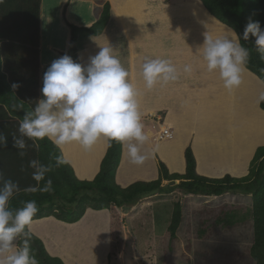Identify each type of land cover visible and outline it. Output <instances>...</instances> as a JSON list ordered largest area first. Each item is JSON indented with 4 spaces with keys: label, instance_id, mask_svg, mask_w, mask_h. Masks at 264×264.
Instances as JSON below:
<instances>
[{
    "label": "crops",
    "instance_id": "crops-1",
    "mask_svg": "<svg viewBox=\"0 0 264 264\" xmlns=\"http://www.w3.org/2000/svg\"><path fill=\"white\" fill-rule=\"evenodd\" d=\"M105 2L110 5V13L102 30L98 34L87 30L77 33L75 46L79 63L87 66L89 58L97 54L100 46L111 45L141 90L143 123L145 131L151 133L150 141L143 146V151L148 154L143 165L131 164L122 146L115 171L116 183L124 187L136 179H155L158 160L164 162L170 173H183L187 146L195 158L198 175L209 178L225 174L232 177L245 175L255 149L264 145V110L259 106L264 84L246 68L242 84L228 91L218 73L207 72L197 49L203 44L207 31L221 35L225 25L210 16L197 0H40L37 100L43 98L44 72L53 60L61 57L54 49H65L68 29L61 21L63 5L67 4L66 16L70 21L86 26L99 18ZM150 58L170 60L178 69V79L147 90L141 65ZM186 64L193 66L191 74L183 72ZM159 115L161 117L156 121L155 116ZM158 127L170 128L171 136L162 140L153 138L154 129ZM95 145L87 151L78 143L63 146V157L77 178L91 179L98 171L106 151V138H100ZM137 205L138 202L130 208L133 210ZM122 210V207L115 206L101 210L105 212L103 224L110 228L111 213L119 211L124 214ZM85 211L88 214L97 210L87 208ZM46 220L49 225L53 221L51 225H56V229L51 225L49 228ZM80 222H76L77 228L75 222L65 224L53 216H46L34 219L31 232L43 241L46 248L52 243L53 250L49 254L60 257L66 264H75V261L79 264L75 257L84 245H89L88 253L86 251L80 257L84 259L83 264H88L96 258L97 237L92 225L101 222L89 221L83 224V231ZM70 225L76 226L78 231L74 227L71 229ZM42 227L46 228L40 231Z\"/></svg>",
    "mask_w": 264,
    "mask_h": 264
},
{
    "label": "trees",
    "instance_id": "trees-1",
    "mask_svg": "<svg viewBox=\"0 0 264 264\" xmlns=\"http://www.w3.org/2000/svg\"><path fill=\"white\" fill-rule=\"evenodd\" d=\"M203 9L221 24L231 27L241 36V44L249 49L250 59L246 68L264 84V56L257 51L254 37L242 39L249 19L260 21L264 27V0H197ZM40 0H0V132L8 139L7 147H0V170L5 178L17 182L21 191L10 203L13 208L22 206L23 201L35 200L39 211L34 219L53 216L66 222H77L87 208L109 209L111 206L130 208L149 194L170 192L181 187L189 194L221 195L225 192L250 194L252 198L251 216L253 241L251 254L255 264H264V145H260L249 162L248 172L240 177L225 174L219 178H209L195 172V158L191 148L184 150L185 171L170 173L158 160V176L155 179H136L122 187L115 181V171L121 158L122 145L106 138V151L100 160L99 169L91 179H79L65 160L55 166V157L61 155L47 138L37 141L39 147L27 138L25 155L12 146L13 135L19 136V122L25 112L32 111L38 99V35ZM67 4L61 9V21L68 29L64 50L54 49L63 56L65 53L79 62L75 46L79 30L98 34L109 18L110 5L102 6L99 18L92 25H78L66 16ZM100 26L97 29L96 26ZM16 83L20 86L13 89ZM259 106L264 110V100ZM37 159L43 164H52L47 178L52 180L51 192L28 193L23 189L35 185L29 161ZM175 180L172 185L162 186V181ZM43 184V182H41ZM218 218V217H217ZM182 221V209L175 203L168 232L173 237ZM203 222V221H201ZM24 236L18 237L22 244ZM31 248L39 264H66L60 257L49 254L43 241L32 233Z\"/></svg>",
    "mask_w": 264,
    "mask_h": 264
},
{
    "label": "clouds",
    "instance_id": "clouds-1",
    "mask_svg": "<svg viewBox=\"0 0 264 264\" xmlns=\"http://www.w3.org/2000/svg\"><path fill=\"white\" fill-rule=\"evenodd\" d=\"M250 37L255 38L254 45L264 56V27L260 21L249 19L245 25L242 39L248 41ZM197 53L202 56L207 72L218 73L225 89L232 91L242 84L250 52L231 27L225 26L221 35L207 31ZM183 72L191 74L193 66L186 64ZM141 76L144 87L152 90L157 85L176 81L179 72L168 59L150 58L142 63ZM42 85L43 98L32 111L25 112L19 122V136L12 137V146L20 150L21 157L27 147L25 138L37 148L36 142L47 138L61 149V155L55 157V166L59 167L65 163L64 145L78 143L87 151L100 138H107L126 149L131 164L140 166L148 159L143 146L150 141L151 133L145 131L143 123L142 93L111 45L100 46L97 54L89 58L87 66L67 53L56 58L44 72ZM19 86L12 85L13 89ZM260 99L264 100V95ZM158 129H154V134ZM7 146L8 139L0 132V147ZM29 167L34 170L32 179L36 184L23 191L51 192L52 180L46 177L53 165L33 159L29 161ZM20 191L19 184L6 179L0 170V264H39L30 245L31 225L39 206L35 200H28L20 207H11V201ZM21 236L25 239L18 244L17 239Z\"/></svg>",
    "mask_w": 264,
    "mask_h": 264
},
{
    "label": "rangeland",
    "instance_id": "rangeland-1",
    "mask_svg": "<svg viewBox=\"0 0 264 264\" xmlns=\"http://www.w3.org/2000/svg\"><path fill=\"white\" fill-rule=\"evenodd\" d=\"M172 184L162 181V186ZM138 203L133 210L122 207L124 214L113 211L110 228L98 219L96 258L88 264H255L250 194H189L175 187ZM175 203L181 206L182 221L172 237L168 226ZM86 251L84 245L75 257L81 264Z\"/></svg>",
    "mask_w": 264,
    "mask_h": 264
},
{
    "label": "bare ground",
    "instance_id": "bare-ground-1",
    "mask_svg": "<svg viewBox=\"0 0 264 264\" xmlns=\"http://www.w3.org/2000/svg\"><path fill=\"white\" fill-rule=\"evenodd\" d=\"M186 8H187V7H186ZM186 10H187V9H186ZM185 12H186V11H185ZM193 12H194V10H193ZM95 146H96V145H95ZM93 151H96V150L93 149ZM93 151H92V152H93ZM79 152H80V151H79ZM88 153H90V152H88ZM92 154H93V153H92ZM88 209H89V208H88ZM86 212H87V211H85V213H86ZM85 213H84V218L81 217L82 219H81V220L79 219V221H81L80 223H81V225H82V228H83V224L86 225V223H89V221H96V220H98V219H105V218H104V215H105L104 213H105V212H103V211H101V210H97V211H94V212H91V213H88V214H85ZM101 213H103V214H101ZM85 215H86V216H85ZM47 220H48V219H47ZM47 220H46V221H47ZM51 220H53V218H52ZM106 220H107V217H106ZM48 222H49V221H47V224L49 225ZM51 222H52V224H53V221H51ZM51 222H50V225H51ZM55 223L57 224V222H55ZM45 224H46V223H45ZM65 224H66V222H65ZM50 225H49V228H51ZM59 225H60V223H59ZM59 225H58V226H59ZM75 225H78V224H76V222H75ZM81 225H80V227H81ZM97 225H98V223L96 224V226H97ZM40 226H41V225H40ZM51 226H52V225H51ZM70 226H71V225H70ZM70 226H69V227H70ZM92 226H94V224H93ZM35 227H36V226H35ZM46 227L48 228V226H46ZM46 227H44V228L42 227L41 229H40V228H39V229H40V231H41L42 229H45ZM52 227H53V228L55 227V229H56V225H54V226H52ZM65 227H66V226H65ZM67 227H68V226H67ZM69 227H68V228H69ZM73 227L76 229V226H74V225L71 226V229H72ZM58 228H59V227H58ZM60 228H61V226H60ZM60 228H59V229H60ZM68 228H67L66 230H68ZM77 228H79V225H78ZM35 229H36V228H35ZM80 229H81V228H80ZM61 230H62V229H61ZM76 230L78 231V229H76ZM83 230H84V228L82 229V231H83ZM42 231H43V230H42ZM69 231H70V230H69ZM79 231L81 232V230H79ZM41 233H42V232H41ZM44 233H45V232H43L42 234H44ZM68 233H69V232H68ZM71 234H72V233H71ZM51 246H52V247H51ZM88 246H89V245H88ZM88 246H86V249H88ZM55 247H56V246H55ZM47 248H48V249H47ZM47 248H46L47 251H48V252H51V251L53 250V249H52V248H53L52 243H51L50 245L47 244ZM91 248H92V247H90V249H91ZM103 249H104V248H103ZM96 251H97V248H96ZM104 251H105V250H104ZM54 252H55V251H54ZM60 252H61V251H60ZM66 253H68V252H66ZM66 253H65V254H66ZM87 253H88V251H87ZM102 253H103V252H102ZM65 254L63 255V257L65 256ZM68 255H69V254H68ZM104 255H105V254H104ZM104 255H103V256H104ZM70 258H72V257H70ZM70 258H69V260H70ZM65 260H66V259H65ZM75 260H76V258H75ZM66 261H67V260H66ZM73 261H74V260H73ZM78 263H79V262H78ZM73 264H74V262H73ZM75 264H77L76 261H75ZM79 264H80V263H79Z\"/></svg>",
    "mask_w": 264,
    "mask_h": 264
},
{
    "label": "built area",
    "instance_id": "built-area-1",
    "mask_svg": "<svg viewBox=\"0 0 264 264\" xmlns=\"http://www.w3.org/2000/svg\"><path fill=\"white\" fill-rule=\"evenodd\" d=\"M171 136V131L170 128L168 129H162L161 130H157L153 136V138L155 139H163V138H169Z\"/></svg>",
    "mask_w": 264,
    "mask_h": 264
},
{
    "label": "water",
    "instance_id": "water-1",
    "mask_svg": "<svg viewBox=\"0 0 264 264\" xmlns=\"http://www.w3.org/2000/svg\"><path fill=\"white\" fill-rule=\"evenodd\" d=\"M170 183H175V180H171Z\"/></svg>",
    "mask_w": 264,
    "mask_h": 264
}]
</instances>
